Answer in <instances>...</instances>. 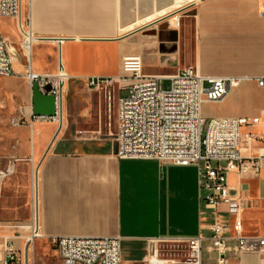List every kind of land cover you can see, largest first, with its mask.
Returning <instances> with one entry per match:
<instances>
[{"label":"crops","instance_id":"0c3cea01","mask_svg":"<svg viewBox=\"0 0 264 264\" xmlns=\"http://www.w3.org/2000/svg\"><path fill=\"white\" fill-rule=\"evenodd\" d=\"M24 12L31 14L35 35L44 39L33 46L37 49L36 63L33 52L30 57L20 56L11 43L10 50L20 59L15 68L20 76L16 77L25 80L31 91L21 113L32 129V162L40 163L39 225L45 238L120 237L123 260L132 264L141 262L135 260L141 253L135 244L176 242L198 236L209 242L212 235L214 211L200 201L195 166L116 157L117 146L103 131V116L108 114V109L112 112L117 98L108 101L102 92L85 95L87 90L78 81L109 68L113 63L109 54L113 50L118 51L119 74L124 56L146 55V70H157L146 74L173 75L193 67L204 77L247 78L222 102L205 103L203 114L207 120L260 119L259 124L243 129L255 138L240 146L244 159L260 158L259 173L232 174L229 185L247 202L243 213L244 235L264 236L255 231L258 227L249 231L248 224L258 223L264 217V157H261L264 155V88L258 87L254 80L264 77V0H198L175 8L164 19L174 27L175 18L192 14L189 16L192 39L188 41L181 33L170 31L171 27L162 28V34L153 36L158 37L159 53H153L154 57L146 51V44L137 39L138 30L127 35L120 33L123 28H120L119 0H34L31 9ZM11 22L18 34L15 22ZM168 31L174 35L166 36ZM143 36L147 35L143 33ZM59 38L66 39L60 48L55 41ZM22 56L41 75L57 74L61 60L72 78L67 87L72 89L74 106H78L77 116L85 118L86 123L96 122L97 129L77 131L67 138L64 129L59 131L55 123L35 120L32 89L24 77L27 65ZM74 79L81 85H73ZM69 106L65 96V114ZM225 218H228L226 214ZM15 243L22 244L17 239ZM211 254L217 264V256ZM142 255L145 261L147 255ZM228 259L229 263L234 260V254H229ZM239 261L242 264L240 258Z\"/></svg>","mask_w":264,"mask_h":264},{"label":"built area","instance_id":"2783aa9c","mask_svg":"<svg viewBox=\"0 0 264 264\" xmlns=\"http://www.w3.org/2000/svg\"><path fill=\"white\" fill-rule=\"evenodd\" d=\"M34 0H0V20L15 22L24 45L44 39L37 37L32 29L31 9ZM181 18L172 22L179 28ZM171 26V24L169 23ZM40 38V39H35ZM37 40V41H36ZM58 47L65 38L55 39ZM19 57L10 50L9 41L0 31V77H16L20 74L15 64ZM24 77L32 88L38 84L40 92L54 97V117H34L43 123H56L59 131L65 116L67 84L72 78L59 61L55 75H41L26 66ZM64 73L62 78L60 74ZM170 81L164 90L162 83ZM247 80L243 77H204L193 67H186L173 75L146 74L140 55L124 56L118 76H89L79 78L90 92L105 93L108 101L115 99L114 86L119 92H128L117 98L116 157L120 160L157 161L160 164L187 167L195 166L198 173L199 198L207 208L214 211L208 239L210 253L217 256V264H228L229 254L242 258L246 255L264 257V236H245L243 213L246 199L229 185L232 174L258 175L260 158L244 159L241 144L254 140L252 134L243 129L259 124V118H211L203 114L205 103H220ZM258 87L264 88V77L254 79ZM50 85V91L46 87ZM264 116V111L262 112ZM20 119H13L19 125ZM261 157H264L262 155ZM5 178L6 173H0ZM2 178V179H3ZM32 220L29 225L0 221V264H23L35 241L45 237L39 225V191L33 192ZM224 208L223 211L220 209ZM225 214L228 218H225ZM24 232V233H23ZM15 239L22 242L17 246ZM206 239L176 241L187 247L184 264H202V246ZM57 250L61 264H126L122 257L120 237L84 238L49 237ZM158 241H149L155 243ZM153 257L158 259L157 250ZM264 260V259H262ZM164 264L169 261L163 260ZM175 263V262H173ZM149 264H152L149 261Z\"/></svg>","mask_w":264,"mask_h":264},{"label":"rangeland","instance_id":"374dc122","mask_svg":"<svg viewBox=\"0 0 264 264\" xmlns=\"http://www.w3.org/2000/svg\"><path fill=\"white\" fill-rule=\"evenodd\" d=\"M175 9V8H174ZM172 9L169 14H172ZM192 14H185L181 18L179 28L171 27L169 23L156 22L155 24L138 30L137 39L146 44V51L149 54L158 53L156 43L158 37L143 36V33L149 31H156L158 35L163 33L161 28H169L175 31L176 34L181 35L188 41L192 39V24L190 17ZM1 32L4 33L5 38H9V43L16 48L17 53L21 56H29L30 53L22 49V39L16 33L15 26L11 20L0 21ZM170 29V28H169ZM174 32H167L166 36H173ZM134 38L133 40H135ZM33 60L36 63L37 49H32ZM159 54V53H158ZM113 60L112 65L99 73H93L90 76H118V51L113 50L110 54ZM154 57V56H153ZM23 63L27 65V60L22 56ZM152 58V57H151ZM143 63H145L146 55H142ZM46 63V62H45ZM15 64V68L17 64ZM22 73L25 71L19 69ZM156 69L146 70L144 73L156 72ZM166 71V70H165ZM168 72V71H167ZM70 83V82H69ZM68 83V84H69ZM73 85L79 86L77 80H73ZM170 81L164 80L162 87L164 90L170 88ZM83 88V87H80ZM87 90V89H86ZM72 89L68 85L66 88V97L70 102L69 111L65 114L62 123V130L66 137L69 138L77 131L88 132L96 130L98 124L96 122L86 123L85 118L77 116L78 106L73 104V95L70 93ZM30 88L25 80L21 77H0V173H6L7 176L0 178V221L21 222L29 225L32 220V198L34 192V178L36 172H40L39 161L32 162V139L31 126L27 119L21 113L23 108L27 106L30 97ZM90 91H86L85 95H91ZM68 95V96H67ZM128 92H119L118 85L114 86V96L125 97ZM67 101V100H66ZM108 114L103 116V131L110 135L112 143L116 144L115 134L117 132V100L113 101L112 112L108 109ZM13 119H20L19 125H13ZM56 124V123H55ZM46 125V124H44ZM57 127H59L56 124ZM82 137L81 135H78ZM3 178V179H2ZM236 179H234V183ZM35 193V192H34ZM249 224V231L254 229L259 235L264 234V217L260 218L259 222H251ZM210 242H204L202 246V264H215L212 260L214 257L208 251ZM139 252L146 253L145 261H142L144 255L139 254L135 260L141 261L132 264H149L151 258L152 264L164 263L163 260L169 261L168 264H184L187 261V247L185 244L178 242H155V243H138L135 244ZM144 250V251H142ZM157 250L158 259L153 257V251ZM264 257L259 258L257 255H246L242 259V264H264ZM175 262V263H173ZM23 264H60L59 255L56 249L52 246L47 238L38 239L31 247L28 257ZM229 264H240L239 256L234 254V260Z\"/></svg>","mask_w":264,"mask_h":264},{"label":"water","instance_id":"95a60500","mask_svg":"<svg viewBox=\"0 0 264 264\" xmlns=\"http://www.w3.org/2000/svg\"><path fill=\"white\" fill-rule=\"evenodd\" d=\"M174 0H119L120 27L134 23L139 17H145L156 10L165 9L173 4ZM147 36H156V31L146 32ZM50 85L46 91H50ZM32 111L35 117H54L56 115L53 96L40 92L38 84L32 85Z\"/></svg>","mask_w":264,"mask_h":264},{"label":"bare ground","instance_id":"6f19581e","mask_svg":"<svg viewBox=\"0 0 264 264\" xmlns=\"http://www.w3.org/2000/svg\"><path fill=\"white\" fill-rule=\"evenodd\" d=\"M195 1H198V0H174L173 4L171 6L165 8V9L156 10L152 14L147 15L145 17H139L138 19H136V21L134 23L126 26V28L121 29L120 33L122 35H127L129 33L137 31L144 26L153 24L157 21H160L161 19L168 17L169 16L168 13H170L172 9L183 7L186 3L195 2ZM35 39H40V38H35ZM23 50L27 51L31 55V42L24 45ZM60 76H62V78H63L65 76V74L61 72ZM0 178H1V176H0ZM34 180H35L34 192L36 193L38 191V172H36Z\"/></svg>","mask_w":264,"mask_h":264},{"label":"flooded vegetation","instance_id":"af4514ba","mask_svg":"<svg viewBox=\"0 0 264 264\" xmlns=\"http://www.w3.org/2000/svg\"><path fill=\"white\" fill-rule=\"evenodd\" d=\"M161 23L160 24H162V23H164V22H168V19H163V20H161L160 21ZM162 29V28H161ZM163 30V29H162Z\"/></svg>","mask_w":264,"mask_h":264}]
</instances>
